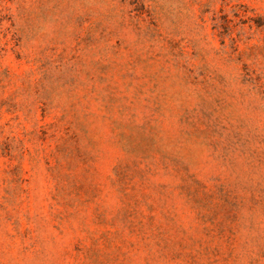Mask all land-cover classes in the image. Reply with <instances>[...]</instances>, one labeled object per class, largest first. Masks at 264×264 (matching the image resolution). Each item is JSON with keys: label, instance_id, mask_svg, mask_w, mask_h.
<instances>
[{"label": "rangeland", "instance_id": "374dc122", "mask_svg": "<svg viewBox=\"0 0 264 264\" xmlns=\"http://www.w3.org/2000/svg\"><path fill=\"white\" fill-rule=\"evenodd\" d=\"M0 264H264V0H0Z\"/></svg>", "mask_w": 264, "mask_h": 264}]
</instances>
